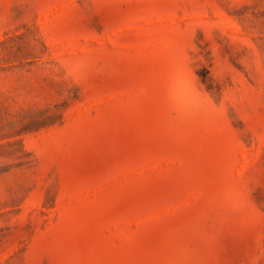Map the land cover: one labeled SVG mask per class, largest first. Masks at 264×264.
I'll use <instances>...</instances> for the list:
<instances>
[{"label":"rangeland","instance_id":"1","mask_svg":"<svg viewBox=\"0 0 264 264\" xmlns=\"http://www.w3.org/2000/svg\"><path fill=\"white\" fill-rule=\"evenodd\" d=\"M0 264H264V0H0Z\"/></svg>","mask_w":264,"mask_h":264}]
</instances>
